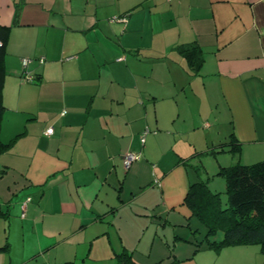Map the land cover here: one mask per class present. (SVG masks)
Masks as SVG:
<instances>
[{
    "label": "crops",
    "instance_id": "0c3cea01",
    "mask_svg": "<svg viewBox=\"0 0 264 264\" xmlns=\"http://www.w3.org/2000/svg\"><path fill=\"white\" fill-rule=\"evenodd\" d=\"M0 25V264H198L189 184L264 159V0H0Z\"/></svg>",
    "mask_w": 264,
    "mask_h": 264
},
{
    "label": "trees",
    "instance_id": "16d2710c",
    "mask_svg": "<svg viewBox=\"0 0 264 264\" xmlns=\"http://www.w3.org/2000/svg\"><path fill=\"white\" fill-rule=\"evenodd\" d=\"M8 35L9 26L0 25V116L4 107L1 89L5 76ZM175 49L185 57L191 68L198 70L203 56L197 44H179ZM8 145L0 140V154ZM230 145L229 151L238 154L239 144ZM216 174L225 180V200L222 199V192L212 191L206 180L189 184L184 198L191 215L205 229L203 241H206V247L255 243L260 245L264 253V159L250 164L236 161L221 166ZM219 231L222 232V238L217 240L214 237ZM195 244L201 246V242ZM114 255L115 264H137L125 248ZM179 262V259L172 256L167 264Z\"/></svg>",
    "mask_w": 264,
    "mask_h": 264
},
{
    "label": "rangeland",
    "instance_id": "374dc122",
    "mask_svg": "<svg viewBox=\"0 0 264 264\" xmlns=\"http://www.w3.org/2000/svg\"><path fill=\"white\" fill-rule=\"evenodd\" d=\"M221 194L222 199L225 200L226 195L223 192ZM214 238L217 240L221 239L222 232H217ZM195 255L199 262L198 264H264V253L261 252L260 245L255 243L224 245L219 248L210 247L198 250ZM85 264L96 263L87 259ZM98 264H105V262Z\"/></svg>",
    "mask_w": 264,
    "mask_h": 264
},
{
    "label": "built area",
    "instance_id": "2783aa9c",
    "mask_svg": "<svg viewBox=\"0 0 264 264\" xmlns=\"http://www.w3.org/2000/svg\"><path fill=\"white\" fill-rule=\"evenodd\" d=\"M165 1H171V0H165ZM30 60L28 58H24L22 60V63L24 66H26L28 64ZM27 79L28 80H32V77L31 76H27ZM150 129L147 127V128H144V130L142 131V134H141V140L143 141L144 140V135L149 131ZM45 132L47 134H51L53 132V128L52 127H48ZM139 158V154L138 153H134V152H127L125 153L124 155H122V160H123V163L125 165V167H128L132 161L136 160ZM25 205V204H23ZM24 215V214H22Z\"/></svg>",
    "mask_w": 264,
    "mask_h": 264
}]
</instances>
